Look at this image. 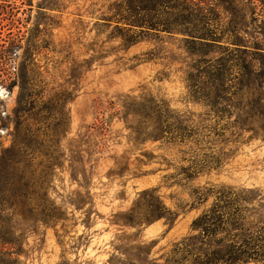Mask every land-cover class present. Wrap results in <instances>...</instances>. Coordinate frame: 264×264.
Returning a JSON list of instances; mask_svg holds the SVG:
<instances>
[{"label":"rangeland","instance_id":"374dc122","mask_svg":"<svg viewBox=\"0 0 264 264\" xmlns=\"http://www.w3.org/2000/svg\"><path fill=\"white\" fill-rule=\"evenodd\" d=\"M122 1L12 0L14 22L0 25L1 44L21 47L17 70L34 37L29 79L44 100L66 99L35 124L28 158L67 217L49 226L14 221V245L3 249L17 264H189L187 252L198 245H176L216 203L215 196L200 203L196 190H254L264 198V120L245 115L252 99L235 95L237 73L226 96L202 97L211 73L202 79L200 72L236 59L232 47L200 51L156 35L127 46L109 21ZM254 2L247 46L264 48V4ZM18 97V86L0 83V155L13 144ZM159 122L168 133L154 141ZM145 191H155L165 218L150 216L157 203ZM169 213L178 215L174 223Z\"/></svg>","mask_w":264,"mask_h":264},{"label":"trees","instance_id":"16d2710c","mask_svg":"<svg viewBox=\"0 0 264 264\" xmlns=\"http://www.w3.org/2000/svg\"><path fill=\"white\" fill-rule=\"evenodd\" d=\"M259 1L264 4V0ZM254 4V0H123L116 5V13L109 21L115 22L117 29L124 33L127 46L138 43L142 36L156 35L177 38L185 45L198 46L200 51L232 47L236 59L222 67L210 68L213 69L211 72H200L202 79V73H211V80L208 75L206 80L203 79L205 93L202 97L210 102L220 94L226 96L231 88L227 85H230L232 72H236L237 84L234 85L239 88V93L235 95L239 100L243 96L252 99L245 115L264 120V48L260 44L247 46L246 39L250 35L249 17L255 14ZM15 9L12 0H0V25L14 22ZM121 25L123 28L120 29ZM36 31L38 29L33 32ZM33 38L30 36L28 40L24 61L18 70L14 64L18 56L16 50L21 47L14 41L0 42V83L9 90L19 87L13 144L0 155V245H3L0 253L4 256V264H17L14 252L3 249L5 245H14L18 232L14 221L49 226L67 217V212L49 199L46 177L38 178L30 171L32 159L28 157L34 151L40 133V129L33 130L35 124L46 120L61 103L63 106L66 103V99L58 96L44 100L41 91L29 79L27 62L32 58L29 45ZM12 68L15 69L13 74ZM220 99L224 100V97ZM161 124L159 122L155 129L154 141L166 139L167 127ZM60 133L56 140L59 148ZM154 192H143L157 203L150 216L165 218L164 206L158 197H154ZM195 195L200 203L215 196L216 203L192 222L193 234L176 245L177 249L186 246L185 242L188 248L198 245V252L188 250L186 262L264 264V198L254 190L237 192L225 188L196 190ZM168 215L171 223L177 220V214Z\"/></svg>","mask_w":264,"mask_h":264}]
</instances>
